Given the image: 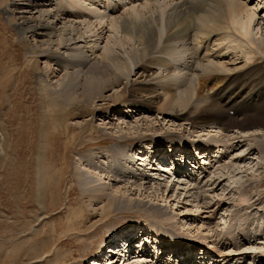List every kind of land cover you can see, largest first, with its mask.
<instances>
[{
  "label": "rangeland",
  "instance_id": "rangeland-1",
  "mask_svg": "<svg viewBox=\"0 0 264 264\" xmlns=\"http://www.w3.org/2000/svg\"><path fill=\"white\" fill-rule=\"evenodd\" d=\"M10 1L14 2L0 0V264H84L100 257L101 252L111 251L105 252V249L113 246L112 242L119 239L122 242L123 235L132 229L127 227L133 222L135 232L132 231L133 239L129 246L132 255L129 260L130 263L135 259L143 260L140 255H148L149 252H138L141 238L146 237L140 234L148 232L138 226H150L155 233H159L160 225L163 226L160 219L153 220L147 212L137 213L131 209L121 213L113 211L108 218L100 219L102 215L98 216L88 205L77 177L78 172L80 176L85 170L93 174L92 169L81 162L87 152L95 151V155L102 156L106 147L121 142L130 145L133 150L128 153L134 157L142 146L141 142H148L151 138H154L153 143L160 139L161 144H155L157 148L162 147L166 141L159 135L167 132L183 138L189 148L199 140L204 145L211 143V158L217 160L220 157L215 154H220V151H217L216 145L221 139L243 135L246 140L222 153L216 166L208 167L209 177L219 178L216 180L219 186L213 192H207L209 197L201 199L198 209L185 205L182 196L179 200L174 197L163 200L152 196V193L134 194L131 196L133 201L141 200L147 207L161 206L166 212L163 218L172 222V226H168L170 230L167 225L164 227V235L181 234L190 244L193 240V259H198L199 248L204 243L212 248L213 240L221 241L225 246L219 256L211 252L214 258L203 260L210 264H251V261L253 264L264 255V148L250 149L264 143V128L253 124L263 117V109L252 107L244 116L241 112L223 107L225 119L227 116L243 119L248 128L244 130L234 124L227 132L218 128H210L207 133L197 129L193 132L185 120H168L156 109L136 108L137 113H133L132 117L119 112L120 107L128 105L132 98L130 84L124 80L107 89L101 100H88L84 108L75 110V115H69L72 112H67L70 107L54 99L50 91V86L61 77L59 68L52 58H48L49 53L40 38L19 35L17 20L7 15ZM248 4L258 11L251 38L256 45L264 47V0H248ZM257 20L259 25H256ZM52 53L56 54L57 50ZM236 53L226 54L223 58L234 69L236 76L245 70L250 76L264 75V54L263 60L255 57L256 65L248 69L243 67V55ZM241 79L246 81L239 77L234 80ZM145 90L150 94L154 92L152 86L145 87ZM197 116L209 118L207 110L200 111ZM126 125H138V128L127 131L128 136L121 141L118 129L124 131ZM249 133L261 134L248 137L246 134ZM161 152L169 150L162 147ZM104 156L99 160L104 161ZM230 161L235 163V170L238 169L235 174L225 167ZM166 168L171 170L168 162ZM101 205L94 206L98 208ZM228 227H231V233ZM241 233H247L246 242ZM153 239L144 251L148 246L159 245ZM238 240L243 242L240 246L236 242ZM236 243L238 248L235 250ZM186 247L191 248V245ZM168 249L157 250L164 255L157 264H172L168 261ZM149 255L148 259L154 257L151 253ZM224 256L227 263L221 262ZM148 263L155 264L154 261ZM257 264H264V259Z\"/></svg>",
  "mask_w": 264,
  "mask_h": 264
},
{
  "label": "bare ground",
  "instance_id": "bare-ground-1",
  "mask_svg": "<svg viewBox=\"0 0 264 264\" xmlns=\"http://www.w3.org/2000/svg\"><path fill=\"white\" fill-rule=\"evenodd\" d=\"M7 6H10L7 15L14 16L17 20L15 22L19 35L40 38L42 46L44 45L49 53L48 58H52L59 68L61 77L52 84L53 86L50 84L52 87L49 85L50 91L54 99L71 108L67 110L72 111L69 115H75V110L84 108L88 100H101L107 89L125 80L130 84L129 93L132 98L127 102L128 105L120 107L119 112L124 115L132 117L133 113H137V109H156L157 113L164 114L168 120H185L193 132L197 129L207 133L210 128L227 132L234 124L244 130L248 127L243 119H232L228 116L225 119L223 107L247 116V109L258 106L263 109V117L253 124L264 128V75L250 76L245 70L236 76L234 69L223 59L226 54L237 52L243 55V67L248 69L251 65H256L255 57L263 60L264 51L260 49L264 47L256 45L251 38L258 11L249 6L248 0H14ZM259 24L257 20L256 25ZM54 49L57 53L53 55L51 52ZM237 77L246 81L234 80ZM148 86L154 88L152 94L146 93L145 87ZM202 110L208 111L209 118L195 117ZM128 125L124 127V131L118 129L121 141L128 136L127 131L138 128V125ZM251 134L253 133L246 135L249 137ZM260 134L254 133L252 136ZM159 137L164 138L166 142L162 147L170 150V153L162 155L158 152L162 148H157L156 145L161 144V140L157 139ZM159 137H156V144L153 143L154 138L141 142L142 146L136 155L134 153V157L128 153L133 150L130 145L126 146L121 142L103 150L104 161L99 160L103 155H95V151L82 155L81 162H85V166L92 169L93 174L85 170L79 176L78 172L79 188L92 210L97 212L98 216L102 215L100 219L108 218L113 211L121 213L126 209L137 213L145 211L154 218L153 220L160 219L163 226L160 225L158 234L149 228L150 226H138L139 229L148 231L147 234L142 232L143 236L146 235L144 244L148 243L147 239L151 240L153 237L154 243L160 244L161 249H167V245L172 248L171 244L174 243L175 248L168 253V260H171L172 264H176V261H179V264H190L193 256L189 254V250L188 255L191 256L183 255L180 259L179 256L183 254L181 249L186 245L194 248L193 240L190 244L181 234L171 233L173 235L170 234V237L164 235V227L167 225L170 230L168 226H172V222L163 218L166 214L164 209L161 206L147 207L141 200L133 201L131 196L152 193V196L163 200L167 197L179 200L182 196L185 205L198 209L201 199L209 197L207 192H213L219 186V183L216 184L219 178L209 177L210 168L206 165L197 166L195 174L186 175L184 172L188 171L187 164L192 165L188 160L194 159L186 156L191 153L190 145L176 133L167 132ZM231 137L221 139L216 145L220 158L215 160L212 167L219 163L222 153L227 149L246 140L243 135ZM240 138L241 140H238ZM151 142L154 145H151ZM192 146L205 147L201 140ZM253 147L260 150L264 148V143L254 145L250 149H254ZM178 150L186 153V165H178ZM156 155H159L157 159L160 158L164 162L166 156L169 157L171 170H168V173L174 168L172 173L175 174L171 178L172 181L165 176V171H156L161 167L159 164L146 168ZM215 155L217 156L218 152ZM210 157L211 155L204 163L210 165L213 161L209 160ZM225 167L231 172L238 170H235L233 161L228 162ZM97 204L102 205L97 208L94 206ZM134 226L133 222L127 227L132 229L123 235V242L133 238ZM227 230L232 232L231 227ZM241 236L245 237L246 242L247 233H241ZM168 241L173 243L167 244ZM236 242H239V246L243 243L240 240ZM211 243L214 245L209 250L217 254H220L221 248L225 246L221 241L213 240ZM127 245L129 247V243ZM235 246L233 248L236 250L237 243ZM204 247H207V244L204 243L201 248ZM145 250L154 255V259L149 260L148 254L142 255L144 263L143 260L140 262L137 259L130 263L129 253L124 264H146L148 261L157 264L162 261L164 255L157 251L160 250L158 246H149ZM201 253L202 260L209 258L210 253H207V250L202 256ZM225 258L226 256L221 262L227 263ZM263 259L264 255H261L253 264ZM202 260L194 259L191 264H202ZM113 261L114 259L111 264Z\"/></svg>",
  "mask_w": 264,
  "mask_h": 264
}]
</instances>
